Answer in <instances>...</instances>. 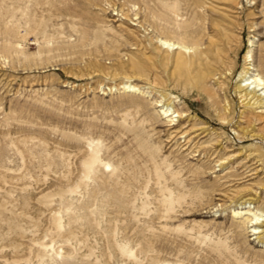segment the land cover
I'll list each match as a JSON object with an SVG mask.
<instances>
[{"label": "rangeland", "instance_id": "374dc122", "mask_svg": "<svg viewBox=\"0 0 264 264\" xmlns=\"http://www.w3.org/2000/svg\"><path fill=\"white\" fill-rule=\"evenodd\" d=\"M249 51L264 0H0V264H264Z\"/></svg>", "mask_w": 264, "mask_h": 264}, {"label": "bare ground", "instance_id": "6f19581e", "mask_svg": "<svg viewBox=\"0 0 264 264\" xmlns=\"http://www.w3.org/2000/svg\"><path fill=\"white\" fill-rule=\"evenodd\" d=\"M175 9L177 8L175 7ZM20 34L21 33H19V35ZM159 43L161 46L165 47V49L167 50H172V51L180 50L183 53H189L191 50V48H189L184 42H174L168 38H162V37L159 38ZM17 45L19 49H22V45L20 44H17ZM205 53L206 52L204 50H201L199 52V55L204 56ZM221 60L222 59H220L219 61ZM253 62L254 60H253L252 52L249 51L246 55V66L242 73V78L240 81V85L238 86V91L242 93L241 102L245 106V108L248 111L258 110V113H260L261 117H264V79L260 75L254 74L255 68H254ZM229 73L230 71L228 72V74ZM117 90H123L124 92H127V93H141L140 87L132 83H129V82L121 84L120 89H118L117 87H113L109 89V91H117ZM158 107H162L161 113L163 116H165V118H169V123L171 126L175 125L174 124L175 118H180L183 115V113H180L174 110L169 104L167 106L165 105L161 106L159 104ZM261 117H260V120H262ZM248 132H249V128H246L243 130L244 134H247ZM187 135H189L188 131L181 132L180 138H184ZM189 142L190 140L187 141V144ZM219 162L220 161H218L217 163ZM244 205H245L244 207L240 208V211H234V214L236 217L248 216L245 219V224H247L248 226L251 225L250 228L253 231V235L257 236V238L255 239H259L261 238L260 235L264 233V229H263L264 228V212L260 210H257L256 212H252L250 210L251 204L250 203L248 204L247 201H245ZM247 205H249V207H247Z\"/></svg>", "mask_w": 264, "mask_h": 264}]
</instances>
